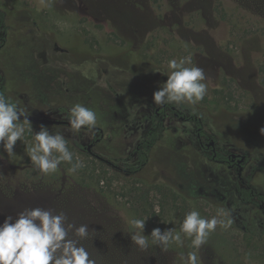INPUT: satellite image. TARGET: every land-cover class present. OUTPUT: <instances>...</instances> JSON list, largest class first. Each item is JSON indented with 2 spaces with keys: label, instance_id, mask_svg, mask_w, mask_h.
Here are the masks:
<instances>
[{
  "label": "rangeland",
  "instance_id": "obj_1",
  "mask_svg": "<svg viewBox=\"0 0 264 264\" xmlns=\"http://www.w3.org/2000/svg\"><path fill=\"white\" fill-rule=\"evenodd\" d=\"M0 10L5 95L35 116L67 119L61 108L83 103L98 117L94 136L31 121L35 131L44 124L64 132L84 166L72 174L65 162L44 175L18 141L0 159V223L26 208L63 211L89 225L82 243L97 264H184L181 255L195 250L190 239L142 251L128 221L148 218L150 235L155 227L179 231L193 209L206 218L223 210L218 218L230 216L232 226L210 235L201 264H244L245 254L264 264L261 199L242 202L236 189L246 183L264 204V0H0ZM180 57L204 69L207 94L196 105L157 109L153 93ZM191 113L199 136L195 121L179 115ZM148 139L141 164L136 148ZM211 140L222 157L246 156L241 178L201 146Z\"/></svg>",
  "mask_w": 264,
  "mask_h": 264
},
{
  "label": "clouds",
  "instance_id": "obj_2",
  "mask_svg": "<svg viewBox=\"0 0 264 264\" xmlns=\"http://www.w3.org/2000/svg\"><path fill=\"white\" fill-rule=\"evenodd\" d=\"M189 64L190 57L168 61L167 80L153 93L155 105H196L204 99L208 91V78L203 68ZM30 116L26 107L0 91V148L3 150L0 159H3L4 153L12 156L20 141L25 143L31 164L44 175L55 173L65 162L70 165L66 171L72 174L84 166L79 156L74 159L64 132H52L44 124L39 126V131H35ZM67 121L73 136L82 130L93 136L97 134V113L83 103L69 108ZM26 132L32 135L31 143L25 141ZM260 132L264 135V128ZM222 214L223 210L216 216L206 218L193 209L185 214L179 231L175 227H155L150 235L145 234L148 218H133L128 221L135 229L130 233L131 241L142 251L147 250L150 243L167 251L173 242L183 246L184 238H188L189 247L195 250L189 251L186 256L181 255V260L184 264H201L198 251L207 243L210 235L218 226L224 229L232 226L230 216L218 218ZM88 237L89 225L77 226L69 221L67 213L63 211L56 213L42 207L26 208L15 216L7 215L0 223V264H97L82 243ZM244 264H250V254H245Z\"/></svg>",
  "mask_w": 264,
  "mask_h": 264
},
{
  "label": "trees",
  "instance_id": "obj_3",
  "mask_svg": "<svg viewBox=\"0 0 264 264\" xmlns=\"http://www.w3.org/2000/svg\"><path fill=\"white\" fill-rule=\"evenodd\" d=\"M3 21H4V12L2 10H0V29H1V26L3 24ZM5 90H6V87H5L4 79L0 73V91L5 93ZM172 109H174V108L172 107ZM61 110L67 115L69 109L68 108H61ZM179 115L181 117L195 121V123H196L195 131L197 132L198 136L200 134H202V131H201L202 123H201L200 118L197 115H195L193 113H191L187 117L184 114H179ZM148 135L150 138H152V140L156 139V133L152 129H149ZM151 144H152V141H150L148 139V140H142L139 143V145L137 146L136 150L139 154V157L142 159L141 164H144L147 160V154L144 151V149L141 148V146L142 145L150 146ZM201 146L204 148L208 147L207 144H203V143L201 144ZM210 157L214 160H217L218 158H226L227 156L222 157V155L220 153H218L216 150L212 149V154L210 155ZM245 158H246V156H245ZM238 177L241 178V176H239V175H238ZM236 189H237L238 197L242 202H251L255 196H258L261 200H263V195L260 192L254 191L253 188L246 185V183L243 186L238 185L236 187Z\"/></svg>",
  "mask_w": 264,
  "mask_h": 264
},
{
  "label": "water",
  "instance_id": "obj_4",
  "mask_svg": "<svg viewBox=\"0 0 264 264\" xmlns=\"http://www.w3.org/2000/svg\"><path fill=\"white\" fill-rule=\"evenodd\" d=\"M161 106L157 107L159 109ZM29 118L33 122H39V123H45V124H68L67 119H59V118H50V117H45V116H35L32 114ZM215 142L214 140H211L210 142L207 143L208 147H212L214 149ZM92 147V144L87 145V149L90 151ZM215 150V149H214ZM228 158H238L237 160V174L241 176V172L243 170V162L245 160V155L244 154H238L231 152L228 156Z\"/></svg>",
  "mask_w": 264,
  "mask_h": 264
},
{
  "label": "flooded vegetation",
  "instance_id": "obj_5",
  "mask_svg": "<svg viewBox=\"0 0 264 264\" xmlns=\"http://www.w3.org/2000/svg\"><path fill=\"white\" fill-rule=\"evenodd\" d=\"M207 144V143H206ZM213 149V148H212ZM228 156H229V154L227 155V157L226 158H218L216 161H218V162H221V163H226L229 167H231V168H235L236 169V171H237V168H238V166H237V160H238V158H228ZM246 159V158H245ZM245 161V160H244ZM256 197V196H255ZM254 197V198H255ZM260 206L261 207H263V209H264V204H263V200H261V202H260Z\"/></svg>",
  "mask_w": 264,
  "mask_h": 264
}]
</instances>
